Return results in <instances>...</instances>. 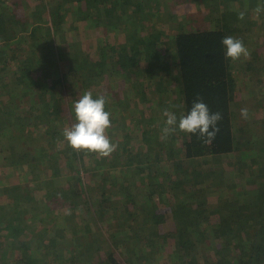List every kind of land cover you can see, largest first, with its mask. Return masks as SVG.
Returning a JSON list of instances; mask_svg holds the SVG:
<instances>
[{"label":"trees","instance_id":"1","mask_svg":"<svg viewBox=\"0 0 264 264\" xmlns=\"http://www.w3.org/2000/svg\"><path fill=\"white\" fill-rule=\"evenodd\" d=\"M178 1L197 10L180 30L166 0H0V264H264V124L245 137L236 108L238 80L264 75V0ZM90 25L126 41L91 57L73 40ZM226 36L250 57L226 59ZM128 76L125 109L127 86L112 82ZM88 91L108 112L123 100L106 157L63 135ZM197 97L222 114L215 139L162 138L164 110L179 120Z\"/></svg>","mask_w":264,"mask_h":264},{"label":"clouds","instance_id":"2","mask_svg":"<svg viewBox=\"0 0 264 264\" xmlns=\"http://www.w3.org/2000/svg\"><path fill=\"white\" fill-rule=\"evenodd\" d=\"M262 9L257 8L260 12ZM245 12L238 13L239 19H244ZM221 43L225 49V57L233 62L250 57V52L239 38L226 36ZM104 96L93 98L90 91L85 92L74 104L75 120L70 128H65L63 135L68 145L74 150L95 152L101 157L109 156L115 151L116 145L110 142L107 129L111 126L110 113L105 110ZM165 126L162 128L164 139L177 129L189 134H197L203 143L210 144L220 131L218 122L222 120L220 112H210L203 99L197 97L190 111L181 115L179 120L174 112L164 110ZM241 116L247 118V109H241Z\"/></svg>","mask_w":264,"mask_h":264},{"label":"rangeland","instance_id":"3","mask_svg":"<svg viewBox=\"0 0 264 264\" xmlns=\"http://www.w3.org/2000/svg\"><path fill=\"white\" fill-rule=\"evenodd\" d=\"M199 5V4H198ZM197 8H201V6H198ZM166 10L165 13L163 14L164 16H167L169 18H167V21H169L170 27L169 28H178V30H180L181 28H184L186 25H190L188 24L190 19H184L183 14L186 12H192L190 15H194V12L197 11L196 10V5L192 4L190 2L183 4L182 2L178 1V0H166ZM204 8L207 9V6ZM174 10H176L179 14V16H177L176 18L172 16V13L174 12ZM207 12V11H204ZM163 20H166L164 17L162 18ZM160 18V16L158 17V21H156V27H160L163 26L166 23H161L163 20ZM155 20V18H154ZM197 21H201V19H197ZM186 24V25H185ZM197 24V23H195ZM92 28H94L92 30V32H83L80 33L79 35L75 36L73 38V40H78L81 44L80 46H78V50L80 48H82L83 53L85 51H89L88 48H92L93 51L92 52H88L89 55H91V57L93 56L94 58L99 57V53L96 52V50L99 52L98 50V44H100V42L102 41V43L107 44V45H111V46H115V45H120L125 43L126 41V36L125 33L119 30H109L108 32H102L99 29H97L96 27H93L92 25H90ZM166 27V26H165ZM164 27V28H165ZM159 28V29H160ZM66 30V29H65ZM95 30V36L92 34L94 33ZM163 30V29H162ZM110 32V33H109ZM165 33L168 32V29L164 30ZM107 33V34H106ZM256 36V35H255ZM168 37V36H167ZM61 48H63L65 51L70 52L73 51L76 47L75 44H72V40L67 39V41L65 42H61L60 43ZM97 48V49H96ZM62 49V50H63ZM250 54L252 51H249ZM63 64L65 65V62H63ZM240 73V72H239ZM238 73V75H240ZM263 74H264V70H263ZM127 78V77H126ZM129 79L125 80L124 77H122L121 79L118 78H114L113 79V88L116 89V85H120V84H126L127 88H126V95L124 97V102L125 104L127 103V98H129L130 100V105L126 106L125 109H128L129 107H132L133 105H135V98H136V89L134 88V84L135 82L133 81V78H130L128 76ZM259 78V77H257ZM258 80V81H257ZM101 92L104 93L105 88L103 87V85L101 86ZM124 88V86H122ZM238 88H239V99L240 102L239 104H237L238 106L237 108V112L241 111L242 108L247 109V118H243L242 116L239 115L240 117V122L239 124H243L244 126V133H245V137L246 135L252 131H257V129L261 128L264 124V75L262 77V79H255L253 82L248 83V81H244L242 79L238 80ZM28 97V96H27ZM29 99V97H28ZM120 100V101H123ZM140 100V99H139ZM138 100V101H139ZM119 103L117 104V106H119L120 108V114L118 111L117 107H114V105L111 106V108L109 109V112H113V114L115 116H120L121 115L125 116L122 110V106ZM139 102H143L142 100H140ZM139 105L141 106L142 104L139 103ZM124 109V110H125ZM136 108L132 109L135 110ZM161 106L156 105L154 107V109H152L155 113L157 112L158 114L161 113L162 114V110H161ZM123 112V113H122ZM126 114L128 112H125ZM135 114H137V116L141 119V112H139L138 110L134 111ZM118 116V117H119ZM139 124V123H138ZM139 128V125L134 127V129ZM257 133V132H256ZM255 133V135H256ZM137 142L139 143V137L137 138ZM239 157L237 156V154L230 156H226L225 158H223V160L220 161L221 164L219 165H225L226 163H229L230 161H236ZM222 159V158H221ZM202 165L204 164L203 162L201 163ZM21 177L25 180V176L23 175V173H20ZM226 180H228V177L226 178ZM237 184H239V186H245L246 184V180L242 179V178H238L236 179Z\"/></svg>","mask_w":264,"mask_h":264}]
</instances>
